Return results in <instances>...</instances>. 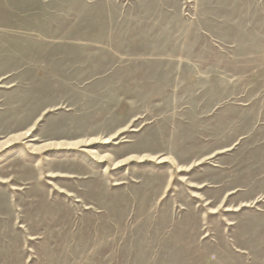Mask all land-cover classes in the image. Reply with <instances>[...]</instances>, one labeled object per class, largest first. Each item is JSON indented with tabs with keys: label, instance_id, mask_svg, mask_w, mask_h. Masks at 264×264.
<instances>
[{
	"label": "rangeland",
	"instance_id": "obj_1",
	"mask_svg": "<svg viewBox=\"0 0 264 264\" xmlns=\"http://www.w3.org/2000/svg\"><path fill=\"white\" fill-rule=\"evenodd\" d=\"M0 264H264V0H0Z\"/></svg>",
	"mask_w": 264,
	"mask_h": 264
},
{
	"label": "bare ground",
	"instance_id": "obj_2",
	"mask_svg": "<svg viewBox=\"0 0 264 264\" xmlns=\"http://www.w3.org/2000/svg\"><path fill=\"white\" fill-rule=\"evenodd\" d=\"M29 5H31V4H29ZM33 5V4H32ZM21 9V8H20ZM26 9V8H25ZM16 11V10H15ZM17 12V11H16ZM20 12V11H19ZM31 12V11H30ZM26 13V12H25ZM38 14V13H37ZM6 15H8V14H6ZM13 16H14V13H13ZM32 16H33V14H32ZM39 16V15H38ZM19 17V16H18ZM36 17V16H35ZM19 19H22V17L21 18H19ZM36 19V18H35ZM25 20V19H24ZM6 22H7V20H5ZM34 21V20H33ZM19 22V21H18ZM32 22V21H31ZM8 23V22H7ZM20 23H21V21H20ZM38 23V22H37ZM12 24V23H11ZM26 24H28V23H26ZM34 26V25H33ZM38 26H40V25H38ZM35 27V26H34ZM42 27V26H41ZM29 135H30V133L29 132H26V134H24V138H26V137H29ZM27 139V138H26ZM8 141H11V140H9L8 139ZM29 141H33V140H29ZM110 141V139L108 138V139H105L104 141H103V143H108ZM5 143H6V141H5ZM90 142H85V145H88ZM8 144V143H7ZM103 158H105V156H102V157H100V159L102 160ZM131 158V157H130ZM97 161H99V159L97 160ZM161 161L162 160H160V163H161ZM118 163V162H117ZM119 163H121V162H119ZM115 165V164H114Z\"/></svg>",
	"mask_w": 264,
	"mask_h": 264
}]
</instances>
